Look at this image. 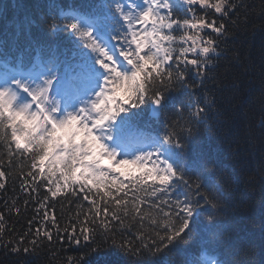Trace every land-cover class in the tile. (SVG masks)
<instances>
[{
  "label": "snow or ice",
  "instance_id": "1",
  "mask_svg": "<svg viewBox=\"0 0 264 264\" xmlns=\"http://www.w3.org/2000/svg\"><path fill=\"white\" fill-rule=\"evenodd\" d=\"M12 7L17 16L0 32V246L82 253L63 264H93L92 257L106 264L109 250L140 264H248L247 237L227 217L218 160L199 147L214 95L189 90L215 79L230 24L252 6L46 0L35 12ZM7 8L0 4V17ZM29 209L22 230L6 226Z\"/></svg>",
  "mask_w": 264,
  "mask_h": 264
},
{
  "label": "trees",
  "instance_id": "2",
  "mask_svg": "<svg viewBox=\"0 0 264 264\" xmlns=\"http://www.w3.org/2000/svg\"><path fill=\"white\" fill-rule=\"evenodd\" d=\"M13 3L35 12V6L46 0H0V4L8 6L5 16L0 17V32L17 16ZM246 3L252 6L247 18L241 15L238 23L230 24L229 35L221 43L223 55L212 73L215 79L189 91L201 98L214 95L215 108L207 121L199 125V147L218 160L217 171L226 189L228 220L235 233L247 237L250 254L245 259L248 264H264V0H246ZM19 15L22 17L23 12ZM172 96L179 97L180 93L174 92ZM6 187L11 196L14 185L10 181ZM15 187L18 190L19 184ZM4 199L0 192V210ZM61 203L62 200L56 203L58 216ZM30 213L31 209L23 217L13 213L6 226L22 230ZM125 236L132 238L131 233ZM120 238L117 233V241ZM107 242L111 244L110 239ZM57 249L53 252L42 247L25 254L0 246V264H63L66 256L82 254L74 250L75 246L65 245L63 249L57 246ZM91 259L95 264V257ZM105 261L106 264H140L139 258L114 250H109Z\"/></svg>",
  "mask_w": 264,
  "mask_h": 264
},
{
  "label": "rangeland",
  "instance_id": "3",
  "mask_svg": "<svg viewBox=\"0 0 264 264\" xmlns=\"http://www.w3.org/2000/svg\"><path fill=\"white\" fill-rule=\"evenodd\" d=\"M104 163H105V164H107V163H108V161H106V160H105V161H104Z\"/></svg>",
  "mask_w": 264,
  "mask_h": 264
}]
</instances>
